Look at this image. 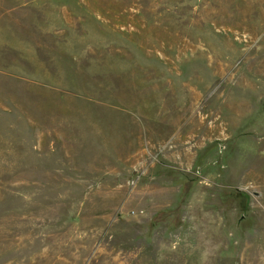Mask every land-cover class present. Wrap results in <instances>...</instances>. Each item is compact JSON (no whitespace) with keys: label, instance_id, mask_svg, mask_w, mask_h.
<instances>
[{"label":"rangeland","instance_id":"374dc122","mask_svg":"<svg viewBox=\"0 0 264 264\" xmlns=\"http://www.w3.org/2000/svg\"><path fill=\"white\" fill-rule=\"evenodd\" d=\"M0 264H264V0H0Z\"/></svg>","mask_w":264,"mask_h":264}]
</instances>
